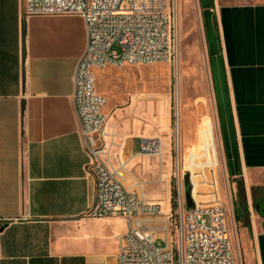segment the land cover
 Wrapping results in <instances>:
<instances>
[{
	"label": "crops",
	"instance_id": "1",
	"mask_svg": "<svg viewBox=\"0 0 264 264\" xmlns=\"http://www.w3.org/2000/svg\"><path fill=\"white\" fill-rule=\"evenodd\" d=\"M201 5L222 163L235 191L237 182L244 184L250 219L243 236L250 238L255 263L264 264V218L252 193L264 188V0ZM87 40L81 16L27 17L25 0H0V264H117L125 220L87 215L96 182L73 102ZM107 118L100 142L107 149L114 139L103 160L114 169L133 167L140 156L136 142L140 149L151 136L143 137L129 119ZM196 142L185 136L187 148ZM206 171L210 183L196 198L221 201ZM168 194L165 214L174 209ZM143 195L162 207L160 195ZM163 225L155 224L162 245L171 240Z\"/></svg>",
	"mask_w": 264,
	"mask_h": 264
},
{
	"label": "built area",
	"instance_id": "2",
	"mask_svg": "<svg viewBox=\"0 0 264 264\" xmlns=\"http://www.w3.org/2000/svg\"><path fill=\"white\" fill-rule=\"evenodd\" d=\"M81 16L87 30V47L74 74V107L89 155L88 167L96 182L90 218L119 217L127 232L118 238L117 264H242L231 237L229 209L220 200L198 202L187 210L185 190L178 186L174 209L165 214L160 204L124 184L126 164L110 167L113 145L100 142L109 126L107 99L96 88L95 70L107 67L150 66L176 57V26L169 0H25V16ZM165 145L159 136L144 138L140 156L161 158ZM162 222L171 240L159 244L155 224Z\"/></svg>",
	"mask_w": 264,
	"mask_h": 264
},
{
	"label": "rangeland",
	"instance_id": "3",
	"mask_svg": "<svg viewBox=\"0 0 264 264\" xmlns=\"http://www.w3.org/2000/svg\"><path fill=\"white\" fill-rule=\"evenodd\" d=\"M216 2L220 0H212ZM203 3L204 0H169L176 26L173 61L95 70L96 88L107 99L105 114L111 122L129 119L143 137L162 136L168 144V152L161 158L139 156L137 163L123 172L125 186L147 195H160L162 208L168 212L169 189L173 205L177 188L181 186L184 192V176L191 169L196 196L197 190L204 191L210 183L206 179L209 168L216 189L221 190L220 199L229 209L227 220L234 251L242 264H256L250 238L248 234L243 236V225L235 218L239 193L234 189L235 180L226 176L219 149ZM185 134L197 139L189 148L184 145ZM136 145L139 152L138 142Z\"/></svg>",
	"mask_w": 264,
	"mask_h": 264
},
{
	"label": "trees",
	"instance_id": "4",
	"mask_svg": "<svg viewBox=\"0 0 264 264\" xmlns=\"http://www.w3.org/2000/svg\"><path fill=\"white\" fill-rule=\"evenodd\" d=\"M238 193L239 206L235 210V218L237 222L248 226L250 211L243 182L238 183ZM252 193L254 198L253 207L264 218V188H254Z\"/></svg>",
	"mask_w": 264,
	"mask_h": 264
},
{
	"label": "water",
	"instance_id": "5",
	"mask_svg": "<svg viewBox=\"0 0 264 264\" xmlns=\"http://www.w3.org/2000/svg\"><path fill=\"white\" fill-rule=\"evenodd\" d=\"M184 186H185L184 189H185L186 207H187V210H192L195 208V203L192 197L193 185L191 182V175L189 172L185 173Z\"/></svg>",
	"mask_w": 264,
	"mask_h": 264
},
{
	"label": "bare ground",
	"instance_id": "6",
	"mask_svg": "<svg viewBox=\"0 0 264 264\" xmlns=\"http://www.w3.org/2000/svg\"><path fill=\"white\" fill-rule=\"evenodd\" d=\"M165 145V144H164Z\"/></svg>",
	"mask_w": 264,
	"mask_h": 264
}]
</instances>
